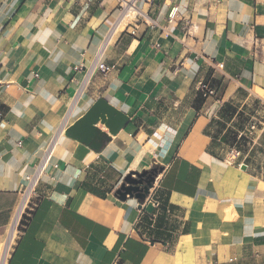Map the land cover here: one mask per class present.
I'll use <instances>...</instances> for the list:
<instances>
[{"label": "crops", "instance_id": "crops-1", "mask_svg": "<svg viewBox=\"0 0 264 264\" xmlns=\"http://www.w3.org/2000/svg\"><path fill=\"white\" fill-rule=\"evenodd\" d=\"M140 6L157 27L115 29L118 0H0L4 264H264V156L251 146L229 163L224 119L242 93L264 103V0ZM107 41L111 68L79 92ZM99 97L129 120L116 134L98 122L95 150L65 130ZM154 167L144 198L117 196Z\"/></svg>", "mask_w": 264, "mask_h": 264}, {"label": "water", "instance_id": "water-1", "mask_svg": "<svg viewBox=\"0 0 264 264\" xmlns=\"http://www.w3.org/2000/svg\"><path fill=\"white\" fill-rule=\"evenodd\" d=\"M128 120L129 116L126 113L110 104L105 98L99 97L82 117L66 128L65 133L95 150H100L106 141V134L96 126L98 122L105 124L110 133L116 134ZM158 173L157 167L141 172H129L117 189V196L122 200L127 196L144 198L149 188L153 186Z\"/></svg>", "mask_w": 264, "mask_h": 264}, {"label": "built area", "instance_id": "built-area-1", "mask_svg": "<svg viewBox=\"0 0 264 264\" xmlns=\"http://www.w3.org/2000/svg\"><path fill=\"white\" fill-rule=\"evenodd\" d=\"M143 0H118L119 4H120V8H121V16L127 12V10H134L135 11V15L134 17L137 18L136 21L138 20H142L144 21L146 24L148 25H152V26H158V21L153 18L149 13L145 12L142 7L140 6V3ZM147 3L153 5L156 0H145ZM177 16H178V6H173L168 14V22H173L175 20H177ZM124 19H121V21ZM120 21V22H121ZM119 22V23H120ZM118 23V25H119ZM189 29V28H188ZM108 41L104 43V45L100 48V50L98 51V53L96 54L94 60L92 61L90 66H86L85 67V74L83 76V79L81 81V85L79 88V92L83 91L85 89V87L87 86V84L89 83L90 79L92 78V76L94 75V73L97 70H101L102 72H107L111 66L107 65L103 60H102V55L105 49V46L107 45ZM77 69H81V67L77 66ZM202 90H203V94L205 96L207 95H211L213 94V90L208 88L206 85L202 86ZM259 125L257 121H251L248 126L246 127L245 130L241 131L239 133V137H241L242 135H245L247 137H250L252 139H258L259 134L257 133L259 131ZM50 151V149H49ZM47 151V155H45L44 160L39 164V166L37 167L36 171L27 176V184L24 187V196L28 195L31 192L35 191V187L41 177V173L44 169V164L46 163V161L49 160L50 154L51 152ZM242 155V150L237 148V147H232L230 149V152L227 156V161L229 163H235L236 159ZM47 157V158H46ZM264 175V173H263ZM156 205H159L156 202Z\"/></svg>", "mask_w": 264, "mask_h": 264}, {"label": "rangeland", "instance_id": "rangeland-1", "mask_svg": "<svg viewBox=\"0 0 264 264\" xmlns=\"http://www.w3.org/2000/svg\"><path fill=\"white\" fill-rule=\"evenodd\" d=\"M134 15L135 14L126 18L120 17L115 29L117 27L125 28L129 22H135L137 18H135ZM121 19L124 20L121 21ZM120 21L121 23H119ZM242 94H244V97L236 101L237 106L234 107L232 113L227 112V116L224 118L230 122V127L227 130L228 138L232 147H237L241 150H248L251 146H254L253 149L260 150L264 156V141H262V138L264 137V131L261 136L255 140L245 135H243L242 138L239 137V133L245 130L251 121H257L259 129L264 128V103L256 95L252 94L250 97L246 98L247 94ZM257 133H259V131ZM260 143L263 146L259 145Z\"/></svg>", "mask_w": 264, "mask_h": 264}, {"label": "bare ground", "instance_id": "bare-ground-1", "mask_svg": "<svg viewBox=\"0 0 264 264\" xmlns=\"http://www.w3.org/2000/svg\"><path fill=\"white\" fill-rule=\"evenodd\" d=\"M135 11L132 9V10H127V12H125L123 15H122V18H124L127 14L129 13H134ZM4 260H5V257L3 256V258L1 257V260H0V264H4Z\"/></svg>", "mask_w": 264, "mask_h": 264}, {"label": "trees", "instance_id": "trees-1", "mask_svg": "<svg viewBox=\"0 0 264 264\" xmlns=\"http://www.w3.org/2000/svg\"><path fill=\"white\" fill-rule=\"evenodd\" d=\"M228 136V135H227ZM243 137V135L241 136V138ZM229 139V138H228Z\"/></svg>", "mask_w": 264, "mask_h": 264}]
</instances>
